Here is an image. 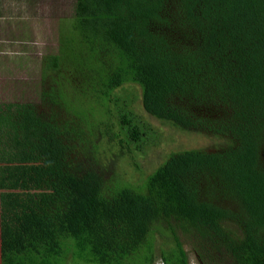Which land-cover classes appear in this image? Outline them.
Instances as JSON below:
<instances>
[{"label":"trees","instance_id":"1","mask_svg":"<svg viewBox=\"0 0 264 264\" xmlns=\"http://www.w3.org/2000/svg\"><path fill=\"white\" fill-rule=\"evenodd\" d=\"M58 53L41 109L0 104V264H264V0H76ZM128 85L214 148L104 165L160 143Z\"/></svg>","mask_w":264,"mask_h":264},{"label":"rangeland","instance_id":"2","mask_svg":"<svg viewBox=\"0 0 264 264\" xmlns=\"http://www.w3.org/2000/svg\"><path fill=\"white\" fill-rule=\"evenodd\" d=\"M75 8L76 0H0V104L28 103L41 109L42 58L59 54L62 21L71 20ZM3 18L9 22L3 23ZM126 91V95L135 98L131 106L136 114L160 134V143L145 154L132 155L120 148L117 139L106 143L101 140L98 151L104 165L111 164L119 150L126 153L116 160L113 167L116 173L136 180L139 174L133 162L147 175L174 152L214 148L217 140L213 136L174 129L148 116L142 108L138 86L128 85ZM120 95L123 94L119 92ZM112 126L115 128L116 124ZM185 249L190 254L191 264H197L189 243L185 244Z\"/></svg>","mask_w":264,"mask_h":264},{"label":"crops","instance_id":"3","mask_svg":"<svg viewBox=\"0 0 264 264\" xmlns=\"http://www.w3.org/2000/svg\"><path fill=\"white\" fill-rule=\"evenodd\" d=\"M1 9H5V8H1ZM6 9H7V8H6ZM0 11H1V10H0ZM5 13L7 14L6 10H5ZM7 18H9V17L7 16ZM16 18H19V17H16ZM0 19H2V17H0ZM2 22L7 24L9 21H8L7 19L3 18ZM8 25H9V24H8Z\"/></svg>","mask_w":264,"mask_h":264}]
</instances>
